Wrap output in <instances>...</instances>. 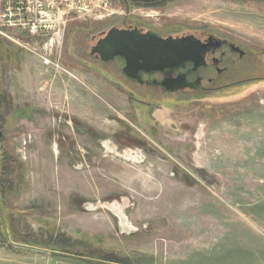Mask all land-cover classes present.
<instances>
[{"label":"rangeland","instance_id":"374dc122","mask_svg":"<svg viewBox=\"0 0 264 264\" xmlns=\"http://www.w3.org/2000/svg\"><path fill=\"white\" fill-rule=\"evenodd\" d=\"M50 2L62 69L43 63L48 35L0 29L21 41L0 50V264H264V0ZM125 22L253 55L222 92L142 99L88 52L90 33Z\"/></svg>","mask_w":264,"mask_h":264},{"label":"flooded vegetation","instance_id":"af4514ba","mask_svg":"<svg viewBox=\"0 0 264 264\" xmlns=\"http://www.w3.org/2000/svg\"><path fill=\"white\" fill-rule=\"evenodd\" d=\"M113 28L119 30L136 28L141 32L149 31L161 37L183 36L187 35V33H170L163 29L144 27L142 24L133 22H125L122 25L113 24L107 28H100L97 32L90 33L88 52L90 57L99 64L95 66L98 69H95L101 72L110 82L115 80L117 86L114 87L128 94L174 95L183 93L207 94L222 92L243 81L233 80L232 77L242 71L241 68L245 65V61L253 55L250 51L224 34L204 30L199 33H189L194 35L206 46L203 54V62L200 65L195 66L194 63L188 61L180 67L167 69L163 72L140 71L138 73L139 78L129 77L124 72L126 65L124 58L115 57L105 61L101 59V55L94 49L98 40L103 38ZM182 77L188 83L197 82L198 87L196 89L184 88L175 91H170L165 88L164 82L173 81Z\"/></svg>","mask_w":264,"mask_h":264},{"label":"water","instance_id":"95a60500","mask_svg":"<svg viewBox=\"0 0 264 264\" xmlns=\"http://www.w3.org/2000/svg\"><path fill=\"white\" fill-rule=\"evenodd\" d=\"M122 2L150 4L169 0H119ZM101 59L108 61L115 57L124 58V72L129 77L139 78L140 71L163 72L192 62L195 66L203 62L206 46L194 35L161 37L152 32L139 29H110L99 39L94 48ZM93 51V50H92ZM167 90L184 88L196 89L197 82L188 83L182 78L164 82Z\"/></svg>","mask_w":264,"mask_h":264},{"label":"built area","instance_id":"2783aa9c","mask_svg":"<svg viewBox=\"0 0 264 264\" xmlns=\"http://www.w3.org/2000/svg\"><path fill=\"white\" fill-rule=\"evenodd\" d=\"M1 1V0H0ZM95 7H107V2L93 4ZM64 11L54 8L50 0H6L0 9V29L14 28L20 33L29 35H48L45 41V54L42 56L45 65H51L56 70L62 69L58 60L50 58V53L54 46L60 44L63 31L66 25ZM0 34L9 38L17 44H21L19 38L8 36L3 30ZM60 59L59 54H57Z\"/></svg>","mask_w":264,"mask_h":264},{"label":"trees","instance_id":"16d2710c","mask_svg":"<svg viewBox=\"0 0 264 264\" xmlns=\"http://www.w3.org/2000/svg\"><path fill=\"white\" fill-rule=\"evenodd\" d=\"M122 2V1H121ZM124 4L125 3H127V2H123ZM159 3H162V2H159ZM159 3H157V2H155V3H150V4H143V3H131V2H128L127 4H132V5H143V6H154V5H159ZM3 41H4V39H1L0 38V50H1V48H2V43H3ZM4 50H6V48L4 49ZM6 53V52H5ZM2 56H3V54H1L0 55V59L2 58ZM1 95V94H0ZM154 95H156V94H153V95H151V94H147V95H145V96H141V97H143L142 99H144V98H146V97H151V96H154ZM159 96H161V95H159ZM163 96H165V95H163ZM2 99V100H1ZM3 96H0V101H1V103H2V101H3ZM141 103H143L142 105H144V104H146V103H144V102H141ZM25 111H27V112H30V108H27V110L25 109V110H22V109H18V111H17V113H20V115L21 116H25L26 114H25ZM6 112H10V111H6ZM1 148V147H0ZM4 153V151H2V150H0V156H1V161H0V173L1 174H3V172L5 173V171H6V169L7 168H5V163H4V158H3V154ZM0 204H1V202H0ZM2 205V207L0 208V231H3V226L4 227H7L8 226V224H7V222H8V215L10 216V214H11V211H10V209L8 208V207H5V206H3V203L1 204ZM5 208H6V211H5Z\"/></svg>","mask_w":264,"mask_h":264},{"label":"bare ground","instance_id":"6f19581e","mask_svg":"<svg viewBox=\"0 0 264 264\" xmlns=\"http://www.w3.org/2000/svg\"><path fill=\"white\" fill-rule=\"evenodd\" d=\"M72 135V133H71ZM69 138V137H68ZM95 141H97L98 143H100L101 147H103L105 149V151L110 152V149L108 148V146L110 145V142L107 139H102L100 137H95ZM71 160V159H70ZM59 168V167H58ZM76 174V173H75ZM79 174V173H78ZM100 177V176H99ZM77 178V177H76ZM47 180V179H46ZM124 180V179H123ZM87 181V180H86ZM120 181V180H119ZM65 182V181H64ZM79 182V181H78ZM81 184V183H80ZM122 184V183H121ZM50 189V188H49Z\"/></svg>","mask_w":264,"mask_h":264},{"label":"crops","instance_id":"0c3cea01","mask_svg":"<svg viewBox=\"0 0 264 264\" xmlns=\"http://www.w3.org/2000/svg\"><path fill=\"white\" fill-rule=\"evenodd\" d=\"M8 36L10 35L8 32H5ZM11 36V35H10ZM12 36H15V35H12ZM0 38L1 39H6L7 37H5L4 35H2V34H0ZM7 39H9V38H7Z\"/></svg>","mask_w":264,"mask_h":264}]
</instances>
